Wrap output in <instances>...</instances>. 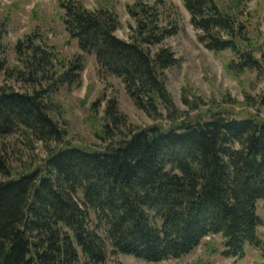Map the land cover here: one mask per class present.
Masks as SVG:
<instances>
[{"label": "trees", "instance_id": "16d2710c", "mask_svg": "<svg viewBox=\"0 0 264 264\" xmlns=\"http://www.w3.org/2000/svg\"><path fill=\"white\" fill-rule=\"evenodd\" d=\"M108 2L89 9L80 0H61L66 30L101 70L122 79L148 115L159 118L161 107L178 112L166 70L179 59L170 47L151 49L178 25L164 26L159 7L138 0L128 6L137 27L127 41L116 35L120 18ZM244 2L183 0L200 42L215 52L230 50L228 69L237 74L264 68L260 40L242 19ZM29 38L24 62L35 88L47 79L52 88L79 83L83 62L59 70V53ZM6 69L0 57V72ZM49 96L48 89L0 85V140L22 133L47 148L41 163L17 175L0 155L6 177L0 180V264H106L117 253L160 262L190 254L212 235L224 238L226 257H244L247 245L261 247L264 117L210 109L177 119L170 114L169 125L140 128L97 149L67 139ZM106 116L102 136L108 141L122 123L115 98Z\"/></svg>", "mask_w": 264, "mask_h": 264}, {"label": "rangeland", "instance_id": "374dc122", "mask_svg": "<svg viewBox=\"0 0 264 264\" xmlns=\"http://www.w3.org/2000/svg\"><path fill=\"white\" fill-rule=\"evenodd\" d=\"M80 1L89 9H96L109 1L107 4L116 7L120 18L116 35L133 41L137 22L128 6H134L138 0ZM143 1L159 7L164 26L178 25L176 34L166 38L163 44L151 47L154 52L161 46L170 47L179 59L177 66L166 70L167 88L178 112H167L161 107L163 115L156 118L140 109L128 94L122 79L101 70L95 55L84 53L78 41L68 33L62 19L64 10L61 0H0V57L7 61L6 71L0 72V85L19 92L48 89L51 114L66 129L67 139L72 144L97 149H104L108 143L115 144L137 129L156 123L169 125L170 117L177 115L195 116L210 109L227 110L237 117L254 114L264 117V68L261 72L247 70L241 74L230 71L228 63L234 54L230 50L215 52L200 42L201 31L192 25L183 0ZM218 1L222 5L230 2ZM241 10L242 19L250 23L252 36L260 40L262 53L259 55H264V0H245ZM29 37L36 45H41L43 41L46 49L59 53V70H64L73 62H83L79 83L52 88V81L47 79L43 86L35 88L28 80L29 68L24 62L31 45ZM113 98L118 101L122 123L110 132L108 141H105L103 128L110 123L106 108ZM94 103H98L96 111ZM0 155L9 161L13 174L17 175L41 163L47 156V148L28 135L16 133L0 140ZM4 179L6 177L0 173V180ZM257 213L262 219L258 230L262 245H247L242 258L224 256V238L212 235L206 237L193 252L178 259L149 262L117 253L110 254L106 264H264V200L258 202Z\"/></svg>", "mask_w": 264, "mask_h": 264}]
</instances>
